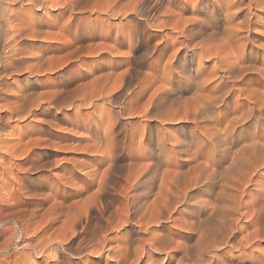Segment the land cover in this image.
Masks as SVG:
<instances>
[{"label":"rangeland","instance_id":"rangeland-1","mask_svg":"<svg viewBox=\"0 0 264 264\" xmlns=\"http://www.w3.org/2000/svg\"><path fill=\"white\" fill-rule=\"evenodd\" d=\"M230 1L232 0H202V2L201 0H41L40 4L39 0L37 4L33 3L36 2V0H0V264H117L119 260L120 264H130L131 261H134L136 258L139 262L137 260L135 264H149L151 259L153 261H151L150 264H166L169 262L166 252L171 254H173V252L175 254L177 253V255H174V260L171 259L170 262V264H175V262L177 263L176 260L183 256V252L181 253V251L178 250L183 246V243L184 246L188 243L190 246L191 244L193 245V242L198 240V238H196L198 235L199 238L202 237L201 242L203 239L207 242L206 240H209L210 233V239L214 238L213 235L216 236V233L212 234L214 233L211 232L212 230L215 231L214 229H216L217 226L220 227L219 225H229L230 220L233 222L230 224L232 226L229 227H231L232 233L236 234V237L229 245L222 246V248L221 246L219 247L220 250L218 251L221 253L220 256L218 251L213 252L214 250L209 248L205 251L206 253H204L203 259V253L202 255L200 254V249H204L206 243L202 245L203 247L201 248L202 243L197 244L194 242L197 245L194 244L193 246L196 245L200 253L196 252V254L194 248L192 247V250L190 247L192 250L191 252L189 249L190 257L188 256V260L184 261L182 264H189V262H193V260L195 262L196 258L197 261L199 258H202L203 261L201 259L199 260L200 262L206 261L207 264H211L214 261L212 256L216 253L219 258V261L218 259L216 260L217 263L219 262L218 264H221V259L223 262L222 264H263V237L261 238L260 236L258 237L259 239L255 238L249 240V242L246 241L241 247L236 246L235 248L237 249L233 246L237 244L240 237H243L244 233L245 237L253 232L255 228L261 233L262 228H259L261 226L263 227V212L261 210H263L262 207L264 204V164H262L263 166L261 165L262 167L257 168V172L255 171L256 175L255 173L253 174L255 175L254 177L251 176L253 179L251 183L247 184L249 186L246 185L243 190H239L244 193H238L240 194L239 197H245V200H248V198L250 200L255 198L256 201L259 202L257 203L253 200V207L249 205L248 210L247 208H239L240 213L238 209V212L234 214L236 217L232 216L234 220L231 219V216V218L226 216V219L220 218L222 221L221 223L217 219L222 216V214H220L222 211L218 212L220 216L211 211V206H213L215 200L214 195L217 191V193L220 191V178L218 179L219 183H217L218 187L216 185L211 193L206 192L207 189L203 184L199 185L200 187L197 186L189 189L188 196H192V193L193 196H195V198L192 199L193 202L187 200L185 201L186 203L184 201H182V203H177L178 205L176 204L175 206L176 211H171L170 214L164 213L161 216L163 219H156L158 220L159 226L156 224L152 226V220H155L152 219L150 227L147 225L148 231L145 230V227L142 230L143 226L141 227V224L138 223L139 217L135 216V219L134 216H131V218L129 216L131 212V203L138 208L144 204L145 200L148 202H145L146 204L143 205L144 207L151 205L153 201L155 204L161 203L163 199L161 197L162 195H156V192L158 193L159 191L158 184L160 175L163 170L166 169L165 165H167L166 170H173L175 168L173 163L175 160L177 161L176 157L178 158V155L175 157L171 151H169L172 149L170 143L182 136V129H185V132H188V130L192 132L191 124L188 122L182 124L181 122H172L152 116L154 112L157 114L160 112L159 114L162 116L167 114L169 109L165 104L167 102L166 99L168 100L174 97V95L170 94V91L175 87L176 81H178V76L174 75L176 72L184 70L185 73H183V75L186 76L184 80H191L196 74H199V72H197L199 68L203 69L205 75L209 74V76L214 75V72L218 71L216 68L218 67V65H216L218 60L213 56L205 59L206 55L204 59L203 57L200 58L202 59L201 61L198 60L197 53L200 50L197 49V43H201L199 40L201 39V44H206V46L217 43L221 35L223 38L228 37L225 32L226 28L235 27L237 22L239 23V21L243 20L244 16L249 17L247 18V24L243 25V27H239L240 30L237 29L238 34L230 36L229 45H233L228 46L225 49L226 51L224 50V53L226 52V55L228 54L227 57L229 56V60L234 64V62H238L241 59L240 55L242 52L247 54L249 50L252 49L256 57L253 54H251V56H254H252L253 58L248 56V60H245V65L253 64V66H260L264 63V0H259L262 3L257 0L259 4L252 5L253 8L250 7L247 10L243 9L239 11H237V7L232 6ZM234 1L237 0H233V2ZM52 2L56 5L55 8H50V6L47 5ZM212 9L217 13L214 14ZM195 13L197 14L195 15ZM208 13H210L209 17ZM224 14L226 15L225 17ZM227 14L230 18L227 17ZM191 19L197 20L196 22L198 24L201 23V20L206 21L208 24L205 26L206 23L202 21L203 24L198 25L195 21L193 23ZM199 20L200 22H198ZM226 20L229 22H224ZM230 20L234 25H229L231 24ZM177 22L178 24H176ZM183 26L184 29L182 30L181 28H183ZM195 26H197V28ZM198 26L200 28H198ZM177 27L181 30L176 29ZM209 27L216 30L214 31L216 34L212 32L213 30ZM195 28L197 30H195ZM185 29L187 31H185ZM188 30H192L193 38L191 37L187 40L185 35ZM210 31L217 35V40L213 37L214 40L208 41V35L211 34L209 33ZM219 31L222 33H219ZM248 31L249 33H247ZM218 33L220 34L219 37ZM196 34L198 37L199 35L202 37L198 38ZM242 35H244V38ZM233 38L236 39V42ZM231 40L232 42L234 40V42L232 43ZM181 41H183V46H180ZM187 41L189 42L187 43ZM206 41L209 43H205ZM192 43L194 46L196 44V47L191 45ZM241 45H244V47H241ZM184 49L186 51L190 50L187 51L188 53H185ZM239 49H244V51ZM184 54H186V57ZM231 54L233 57H230ZM192 55L194 57H192ZM238 55L239 57H237ZM177 58L181 61L183 59V62L179 61ZM250 59L253 60L251 61ZM232 62L229 61V63ZM178 65L181 66L178 68ZM184 65L186 70L180 69V67L182 68ZM164 68L167 70H164ZM165 72L169 73L168 78H173L169 82H162V79H165V74L167 75ZM218 74L222 75L221 73ZM262 76L261 80H259V84H257L258 82L256 80H251L249 76V83L244 82L240 85L237 84L234 89L236 90L242 86V89L246 91L245 88L252 85L253 87L255 86L254 89L257 88L256 90L259 89V91H264V75ZM232 77L230 80H233L236 76L234 75ZM252 86L248 87L249 89L246 88V94L248 90L254 91ZM251 87L252 90H250ZM165 90H169V93L167 92V94ZM166 95L169 96L166 97ZM234 95L235 94L232 95L230 100H237V94L235 97ZM182 96L186 97L187 94L183 93ZM238 99L239 102L242 100L241 98ZM227 111L228 110L221 108L216 112L221 116ZM237 115L238 113L235 112L231 115V118ZM262 122L264 130V115ZM190 131L186 133L185 136L189 135ZM174 136H176V139H174ZM151 137L152 139L149 140ZM159 138H166L164 144L167 147L166 150H168V160L170 162L164 161V157L160 156L158 168L154 173H149L151 171V165L149 164L152 163L149 157H154L161 152V147L157 148L159 147L157 142ZM168 139L171 141H167ZM149 141L151 142L149 143ZM242 143L237 142V144L235 143L236 145L234 144L232 146L229 157H231L232 152H234L233 150H236ZM147 144L152 145V154H150V148ZM225 146H223L224 149H226ZM155 151H157V153ZM195 151L196 148L192 147V151L189 153L192 154ZM144 152H147L149 155L145 156L146 153ZM202 153H204L203 150ZM217 155H219V158H222L223 154L222 152H218ZM171 156L174 158H171ZM185 158L186 157L183 156L181 160H186L187 158ZM227 159L223 160V164L218 162L219 164L217 165H220L218 166L219 169L216 167L218 171H221L222 168L227 166ZM163 161L166 164H163ZM195 162H190V165H186L185 168L191 167L193 164V166H196ZM196 163L198 165V162ZM225 164L226 166H224ZM146 166H148L147 171L144 169ZM141 168H143V170ZM139 170L145 172L143 173L144 175L139 173L141 172ZM171 170L170 172H173ZM136 173L139 174L136 175ZM129 175H131L130 177L133 176V181L132 178H127ZM154 175L159 178L157 179ZM148 176L153 177L150 183L151 186L146 183ZM139 177L143 178L141 179ZM256 177L259 178L257 179ZM125 178H127V182ZM143 179L146 180L144 181ZM131 182L134 183L132 186ZM136 182L139 183L135 184ZM196 189L199 190V192L196 191ZM258 189L262 192L257 193V191H260ZM214 190L215 192H213ZM139 191L141 193L138 196ZM256 193L258 194V198ZM259 193H261V195ZM229 194L231 195V193ZM229 196L217 197L221 199V197L228 198ZM249 196H251V198ZM207 197L208 199L212 198V203L209 202L211 199L206 201L208 200ZM156 198L162 199L159 201V199L156 200ZM218 198L216 199L217 201ZM135 199L138 201L137 203ZM228 199H230V197ZM125 200L128 201L125 202ZM150 200L152 202L151 204H149ZM245 200L243 199L244 202ZM155 201H157V203ZM125 203H127L129 207L127 204L125 205ZM138 203L141 206L138 205ZM186 204L188 208L185 207ZM190 205L193 207L191 208ZM254 205L257 210L261 208L258 210L259 212L261 211L260 213L258 211L256 213ZM180 207L186 209L182 210ZM157 208L159 209V207ZM157 208L154 209L153 207L152 209L157 211ZM207 209L208 211H206ZM251 209L252 211H250ZM153 210L150 209L147 216H149ZM184 210L186 213H184ZM121 211H124V214L127 213L126 216H129L128 219ZM246 211L252 212L253 215L252 213L250 215V212L249 215L248 212L245 214ZM189 212L192 213L193 216L195 214L194 218L197 219V223ZM121 213L125 218H122L123 216ZM154 213L155 211H153L151 215L153 218L156 216ZM165 214L166 216H164ZM187 214L188 217L186 218ZM137 216L139 215L137 214ZM248 216L251 217L249 218ZM164 217L167 220L169 219L170 222L164 219ZM180 218L183 220L188 219L191 222L194 220L197 224L196 227L200 226L206 234L202 233L199 227H197L194 232L179 229L178 225L175 224L182 223V220H179ZM251 218L253 222L250 220ZM256 219L262 224L260 223V225H258L259 223ZM161 220H163V222ZM214 220H216L215 223ZM119 221L122 223L125 221V224L123 223V225L119 223ZM132 221L134 223H132ZM201 221H205L208 225L204 222H202L203 224L199 223ZM136 222L137 225H135ZM210 222L211 224H209ZM233 223L236 224L234 225ZM252 223H255L256 225L254 226L257 227H254ZM161 225H165L163 227L164 229L160 228ZM212 225L215 227L214 229H212ZM246 225L250 227L252 225L253 230L251 231L252 228ZM155 226L156 228L152 229V227ZM206 226H209V232H206ZM203 227L206 229H203ZM150 228L155 232V229L160 228L161 231L157 230V235H160V233L164 235L166 230H170L169 232L171 233L177 232V235L172 233L175 236L172 235L171 242H173V244L170 243L168 245L169 247L167 243L163 245L167 248L162 247V245H154L155 248L162 247L164 250L166 249V252H157L153 248L151 249L147 241L153 238V236L156 238L157 235L155 232L153 233ZM236 228L238 230L244 228V230L240 234ZM143 231L145 233H143ZM169 232L166 231L165 235ZM195 232L199 233L197 234ZM200 233L204 235L200 236ZM207 233H209V237ZM238 234L242 236L239 235V237ZM261 234L263 235V231ZM205 235L208 239L207 237L203 238ZM238 237L239 240H237ZM140 239L143 240L140 242ZM97 241L100 242L98 243ZM125 241L130 242V244L128 242L130 245L129 248ZM174 241L179 243L177 244ZM233 242L236 244L234 243L233 245ZM245 243L248 245L245 246ZM189 244L187 246H189ZM176 245L179 248L175 247ZM124 247L128 250L124 249ZM225 247H228L229 250L228 248L226 250ZM97 248L101 250L104 249L102 251L98 250L96 254ZM170 248H172V250ZM135 249L144 250L142 252L140 251L141 253L144 252V255L140 254L136 257ZM120 250L124 251L121 252ZM93 252L95 253L92 254ZM244 252H247V255L245 254L246 256ZM119 253H122L120 254L121 256ZM114 254L115 256L117 255L118 260L117 257L113 256ZM131 255L135 258L133 259ZM122 256L124 257L121 259ZM145 257L147 261L144 259ZM162 257L166 260H163ZM254 257L256 258L254 259ZM113 258H115V260ZM245 259L249 263H247ZM154 260L158 261L155 262ZM207 260L209 262H207ZM202 262L198 263L206 264Z\"/></svg>","mask_w":264,"mask_h":264},{"label":"bare ground","instance_id":"bare-ground-1","mask_svg":"<svg viewBox=\"0 0 264 264\" xmlns=\"http://www.w3.org/2000/svg\"><path fill=\"white\" fill-rule=\"evenodd\" d=\"M28 1H30V0H28ZM33 1V0H32ZM37 1H39V0H36V2H33V3H37L38 4V2ZM43 1V0H42ZM52 1H54V0H52ZM217 1V0H216ZM220 1H222V0H220ZM225 1H229V0H225ZM247 1V2H246ZM259 1V0H258ZM257 0H243V1H241V0H237V1H234L233 2V0L232 1H230L231 2V4H232V6L234 7H237V11H239V10H247V9H249L250 7H252V5H256V4H259V3H257L258 2ZM201 2H202V0H201ZM215 2V1H214ZM233 2V3H232ZM259 2H261V1H259ZM264 2V1H263ZM32 3V4H33ZM205 3V2H204ZM210 3V2H209ZM223 3H225V2H223ZM229 3V2H228ZM227 3V4H228ZM262 3V2H261ZM6 4V3H5ZM36 4V5H37ZM40 4H41V0H40ZM43 4H44V2H43ZM42 4V5H43ZM215 4V3H214ZM218 4V3H217ZM45 5V4H44ZM48 6H50V8H55V6L56 5H54L53 4V2L51 3V4H47ZM47 5H46V7H47ZM199 5H200V3H199ZM211 5H213V4H211ZM223 5V4H222ZM35 6V5H34ZM198 6V5H197ZM209 6V5H208ZM224 6V5H223ZM226 6V5H225ZM259 6V5H258ZM261 6V5H260ZM40 7V6H39ZM44 7V6H43ZM201 7V6H200ZM207 7V6H206ZM212 7V6H211ZM228 7H230V6H228ZM41 8V7H40ZM134 8V7H133ZM197 8V7H196ZM253 8V7H252ZM262 8V7H261ZM135 9V8H134ZM214 9V8H213ZM212 9V10H213ZM216 9H217V6H216ZM223 9V8H222ZM224 9H225V7H224ZM230 9H232L231 7H230ZM136 10V9H135ZM197 10V9H196ZM211 10V11H212ZM221 10V9H220ZM214 11V10H213ZM218 11H219V9H218ZM224 11V10H223ZM236 11V12H237ZM196 12V11H195ZM226 12L228 13V11H227V9H226ZM225 12V13H226ZM247 12V11H246ZM125 13V12H124ZM215 13H217V12H215L214 11V14ZM224 13V12H223ZM232 13V12H231ZM244 13V12H243ZM191 14H193V13H191ZM197 13H195V15H196ZM198 14H199V12H198ZM201 14V13H200ZM209 14L210 13H208V17H209ZM212 14V13H211ZM16 15V14H15ZM207 15V14H206ZM219 15H220V13H219ZM235 15V14H234ZM251 15V14H250ZM212 16V15H211ZM226 15L224 14V17H225ZM237 16V15H236ZM16 17H17V15H16ZM227 17H229L228 16V14H227ZM226 17V18H227ZM211 18H213V17H211ZM226 18H224V19H226ZM230 18V17H229ZM247 18H249V17H246V16H244V18H243V20L242 21H239V23L237 22V24H236V26L234 27H230V28H226L225 30V32H226V36L228 35V37H222V35H221V38H220V40L217 42V43H214V44H209L208 46H206V44L204 45V44H201L202 43V40L200 39L199 41H201V43H197V49L198 50H200L198 53H197V56H198V60H202V59H200V58H202L203 57V59H204V57H205V59H208L207 57H209V58H211V56H213L215 59H217L218 61H217V64L216 65H218V67H216L217 69H218V71L217 72H214V75H211V76H209V74L208 75H205V73L203 72V69H197V72H199V74H196V76L194 77V78H192L191 80H184V77H186V76H184L183 75V73H185L184 72V70H182V71H178V72H176V74L174 75V76H178V81H176V84H175V87L173 88V89H171V91H170V94H172V95H174V97H172V98H170V99H166V107H168V112H167V114H164V116H162L161 114H159L160 112L159 111H157V112H159L158 114L157 113H153V117H160V118H162V119H164V120H170V121H175V122H181L182 124L183 123H190L191 124V128H192V132L190 131V130H188V132H185V129H182V136L180 137V138H178V139H176V136H174V137H172V138H174V139H176V140H174V141H172L170 144L172 145V149L171 150H169V151H171V153L176 157V155H178V158L176 157V159H177V161L175 160V162L174 161H172V162H174L173 164V166L175 167L173 170H171V169H168V170H166L167 169V165H165V167H166V169H162L163 170V172H162V174L160 175V178L158 177V176H156V175H154L155 177H157V179L159 178L160 180H159V184H158V186H159V191H158V193L156 192V195H162L161 197L163 198H158L159 199V201L162 199V201H161V203H157V201H155L157 204H161V205H158V206H154V205H157V204H155L154 203V201H153V203L151 202V200L149 201L150 203L149 204H151V205H146L147 207H144L143 205H145L148 201L147 200H145L144 201V204L141 206L139 203L141 202H139L138 203V205H140L141 207H139V208H141V209H139L137 206H135V205H133V203H131L132 205H131V212H130V214H129V216H130V218H131V216H134V218H135V216L136 217H139L138 218V223L139 224H141V227H142V230H143V228L145 227V230H147L148 231V227H150V225L152 224V221H153V224H152V226L154 225V224H156L157 226H159V223H158V220H156V219H160L161 218V216L164 214V213H167V214H170V212L171 211H174L176 208H175V206H176V204L177 203H182V201H189V200H191L192 201V199H194L195 198V196H193V193H192V196H188V190L189 189H191V188H194V187H197V186H199V185H202L203 184V186L207 189V191L206 192H208V193H211L212 192V190H213V188L217 185V187H218V184L217 183H219V181H218V179L220 178V180H221V182L219 183V188H220V191H219V193H217L216 192V194L214 195V204H213V206H211L212 207V213H217L218 214V212H221L222 211V213H220V214H222V216H220L219 214V216L220 217H218L219 219H217L219 222H221L222 223V221L220 220V218H225L226 216L227 217H232V216H235L234 214L235 213H237L238 212V209L239 208H243V209H245V208H247V210H248V207H249V205H252V207H253V204H254V201H256V199L254 198V199H249L248 197H246V198H248V200L246 201L245 200V197L244 198H242V196H240L239 197V195L240 194H238L240 191V189H242L243 190V188L248 184V183H251V181H252V177H254L255 175H256V173H255V171L257 170V168L259 167H262L263 165L262 164H264L263 163V144H264V140H263V115H264V98H263V92L264 91H259V89L258 90H256V89H254L255 88V86L253 87L252 85H250V86H252L253 87V89H254V91L252 90V87H251V89L250 90H252V91H249L248 90V93L246 94V91H247V89H249L248 87H250V86H248V87H246L245 88V90L246 91H244L243 89H242V86L241 87H239V86H237V87H239V88H237L236 90L234 89V87H236L235 85H237V84H243L244 82L246 83H249V81H250V79H249V76H250V78H251V80H256L258 83L257 84H259V80H261V77H263L262 75H264V73H263V65H264V63H263V65H260V66H253V64L252 65H245V63H246V61L245 60H248V56L250 57L251 56V54H253L254 55V50H252V49H250L249 50V52L247 53V54H245L244 52H242L241 53V55H240V57H241V59L240 58H238V59H240L237 63L236 62H234V64H233V62L231 61V60H229V56L227 57V55H226V52L224 53V50L228 47V46H230L229 45V42H230V36H233V35H236V34H238V30L237 29H239V27H243V25H245V24H247V21H248V19ZM208 19V18H207ZM15 20V19H14ZM167 20V19H166ZM206 20V19H205ZM222 20V19H221ZM227 20H229V19H227ZM227 20L226 21H224V22H227ZM232 20V19H231ZM231 20H230V23H231ZM251 20V19H250ZM151 21V20H150ZM191 21L194 23V21L196 22L197 20H192L191 19ZM202 21L204 22V23H206L205 24V26H207V22L206 21H204V20H201V23H197L196 22V24H198V25H200V24H203L202 23ZM198 22H200V20L198 21ZM215 22H216V20H215ZM221 22V21H220ZM229 22V21H228ZM227 22V23H228ZM251 22V21H250ZM189 23H191V22H189ZM192 23V24H193ZM210 23H211V21H210ZM223 23V22H222ZM227 23H225V24H227ZM176 24H178V22L176 23ZM249 24V23H248ZM251 24H252V22H251ZM165 25V24H164ZM190 25V24H189ZM214 25V24H213ZM230 26L231 25H234V24H229ZM176 26V25H175ZM191 26V25H190ZM193 26H194V24H193ZM202 26V25H201ZM212 26V25H211ZM224 26V25H223ZM156 27V26H155ZM196 28H197V26H195ZM213 27H215V26H213ZM224 27H227V26H224ZM249 27V26H248ZM264 27V26H263ZM262 27V28H263ZM161 28V27H160ZM195 28V30H197ZM198 28H200L199 26H198ZM209 28H211L212 29V27H209ZM218 28H220V27H218ZM174 29V28H173ZM176 29H180L179 27H177ZM182 30L184 29V26H183V28H181ZM180 29V30H181ZM192 29V28H191ZM205 29V28H204ZM204 29H202V30H204ZM210 29V30H211ZM221 29V28H220ZM242 29V28H241ZM247 29V28H246ZM207 30H209V29H207ZM213 30V29H212ZM211 30V31H212ZM218 30V29H217ZM223 30H224V28H223ZM240 30V29H239ZM185 31H187L186 29H185ZM209 32V33H211V34H209L208 35V41H211L212 39L214 40V38L213 37H215L216 38V36L217 35H215L216 33L214 32V31H216V30H213L212 32H214L215 34H213L212 32ZM197 32V31H196ZM198 32H199V30H198ZM207 32V31H206ZM224 32V31H223ZM242 32V31H241ZM246 32V31H245ZM185 33V32H184ZM183 33V34H184ZM201 33V32H200ZM199 33V34H200ZM219 33H222V32H220L219 31ZM218 33V37H219V34ZM247 33H249V31L247 32ZM247 33H246V35H247ZM252 33V32H251ZM262 33V32H261ZM57 34V33H56ZM61 34V33H60ZM182 34V33H181ZM202 34V33H201ZM204 34V33H203ZM239 34H240V32H239ZM245 34V33H244ZM224 35V34H223ZM262 35V34H261ZM182 36V35H181ZM193 36V32H192V30H188V32H187V34L185 35V38H187V40L188 39H190L191 37ZM196 36L198 37V35L196 34ZM244 35H242V37H243ZM249 36H250V34H249ZM197 37H195V38H197ZM199 37H202V36H200L199 35ZM198 37V38H199ZM205 37V36H204ZM240 37V36H239ZM241 37V38H242ZM246 37V36H245ZM45 38V37H44ZM184 38V39H185ZM193 38V37H192ZM244 38V37H243ZM242 38V39H243ZM246 38H248V37H246ZM183 39V40H184ZM219 39V38H218ZM233 39H235V38H233ZM256 39V38H255ZM264 39V38H263ZM68 40V39H67ZM205 40H207V39H205ZM216 40H217V38H216ZM190 41V40H189ZM189 41H187V43L189 42ZM203 41H204V39H203ZM242 41V40H241ZM247 41H248V39H247ZM231 42H232V40H231ZM233 42H234V40H233ZM232 42V43H233ZM235 42H236V39H235ZM238 42V41H237ZM251 42V41H250ZM182 43H183V41H181V43H180V46L182 45ZM205 43H209V42H205ZM211 43V42H210ZM212 43H213V41H212ZM264 43V42H263ZM262 43V44H263ZM185 44H186V42H185ZM184 44V45H185ZM195 44V43H194ZM199 44V45H198ZM249 44H251V43H249ZM260 44V43H259ZM188 45V44H187ZM190 45V44H189ZM191 45H193V43L191 44ZM233 45V44H232ZM231 45V46H232ZM236 45V44H235ZM240 45V44H239ZM252 45V44H251ZM183 46V45H182ZM194 46V45H193ZM238 46V45H237ZM236 46V47H237ZM244 47V45H241V47ZM250 46V45H249ZM252 46H255V45H252ZM189 47V46H188ZM194 47H196V44H195V46ZM204 47H206V48H204ZM192 48V47H191ZM230 48H232V47H230ZM229 48V49H230ZM233 48H234V46H233ZM238 48H239V46H238ZM237 48V49H238ZM249 48V47H248ZM247 48V49H248ZM180 49H182V48H180ZM229 49H227V50H229ZM236 49V48H235ZM255 49V48H254ZM262 49H263V46H262ZM190 50V49H189ZM189 50H187V51H189ZM231 50V49H230ZM229 50V51H230ZM239 50H241V49H239ZM238 50V51H239ZM243 51H244V49H242ZM241 50V51H242ZM184 51H185V53L187 52L185 49H184ZM195 51V50H194ZM193 51V52H194ZM226 51V50H225ZM228 51V52H229ZM257 51H259V50H257ZM257 51H255V52H257ZM263 51V50H262ZM181 52V51H180ZM183 52V51H182ZM193 52H192V54H193ZM227 52V53H228ZM237 52V51H236ZM240 52V51H239ZM260 52V51H259ZM258 52V53H259ZM188 53V52H187ZM232 53H233V51H232ZM191 54V53H190ZM230 54V53H229ZM238 54V53H237ZM240 54V53H239ZM185 55V57H186V54H184ZM252 55V56H253ZM256 55V54H255ZM254 55V56H255ZM196 56V57H197ZM251 56V57H252ZM253 56V57H254ZM259 56V55H258ZM191 57V56H190ZM192 57H194L193 55H192ZM230 57H233L232 56V54H231V56ZM235 57V56H234ZM237 57H239V55L237 56ZM252 57V58H253ZM256 57V56H255ZM182 58V57H181ZM184 58V57H183ZM213 58V59H214ZM236 58V57H235ZM178 60H179V58H177ZM232 59V58H231ZM16 60V59H15ZM234 60V59H233ZM251 61L253 60V59H250ZM254 60H255V58H254ZM258 60V59H257ZM179 61H181V60H179ZM178 61V62H179ZM185 61V60H184ZM229 61L230 62H232V63H229ZM250 61V62H251ZM263 61H264V59H263ZM10 62V61H9ZM181 62H183V59H182V61ZM250 62H247V63H250ZM261 62V61H260ZM216 63V62H215ZM255 63V62H254ZM175 64V63H174ZM177 64V63H176ZM184 64V63H183ZM256 64V63H255ZM258 64H259V62H258ZM261 64V63H260ZM182 65V64H181ZM181 65H178L177 67L179 68V66H181ZM157 66V65H156ZM188 68V67H187ZM197 68H198V66H197ZM180 69H185V65L181 68L180 67ZM164 70H167V69H165L164 68ZM171 70V69H170ZM186 70V69H185ZM168 71H169V68H168ZM216 71V70H215ZM165 73H167V75L165 74V79H162V82L163 81H165V82H169L170 80H172L173 78H168V75H169V73L168 72H165ZM171 73H172V70H171ZM204 73V74H203ZM218 73H221L222 75H219ZM235 73V74H234ZM250 74V75H248V74ZM263 73V74H262ZM174 74V73H173ZM164 75V74H163ZM195 75V74H194ZM236 76L233 80H230L231 79V77L232 76ZM167 76V77H166ZM173 76V75H172ZM190 77V76H189ZM199 77H200V79H199ZM176 78V77H175ZM233 78V77H232ZM248 79H249V81H248ZM177 80V79H176ZM228 80H229V82H230V84H231V86H230V84H229V82H228ZM172 82V81H171ZM170 82V83H171ZM255 82V81H254ZM253 82V83H254ZM261 82H263V81H261ZM260 82V83H261ZM256 83V82H255ZM251 84V83H250ZM262 84V83H261ZM246 85H249V84H246ZM263 85V84H262ZM260 87V86H259ZM262 88V87H261ZM264 88V87H263ZM169 91V90H168ZM168 91H166L165 90V92L167 93ZM164 92V93H165ZM165 93V94H166ZM169 93V92H168ZM167 93V94H168ZM183 93L184 94H187V96L185 97V96H182L183 95ZM233 94H237V100H235V101H232V100H230V98H232V95ZM235 95H234V97H235ZM167 96H169V95H166V97ZM164 98V97H163ZM169 98V97H168ZM238 98H241L242 100H240V102L238 101L239 99ZM162 100V99H161ZM163 102H164V99H163ZM160 103V102H159ZM164 104V103H163ZM162 104V105H163ZM221 108H223V109H226V110H228L225 114H223V115H221V116H219L218 114H217V110L218 109H221ZM155 110H156V108H155ZM220 111V110H219ZM221 111H223V110H221ZM225 112V111H224ZM235 112H237L238 113V115L237 116H232L233 118H231V115H233ZM221 113H223V112H221ZM159 115H161V116H159ZM190 127V126H189ZM189 131H190V134L189 135H187V136H185V134L186 133H189ZM171 135V134H170ZM178 137V136H177ZM152 139V137L149 139V140H151ZM166 139V138H165ZM165 139H163V138H159V139H157V142H158V144H159V147H157V148H160L161 150V152H160V154H156V156H154V157H149V158H151L150 160H152V163H150L149 165H151V171L149 172V173H154V171L158 168V166H159V163H160V156L161 157H164V161H166V162H168L169 160H168V157H169V153H168V150H166L167 149V147L165 146V144H164V142H165ZM167 141H171V140H167ZM166 141V142H167ZM151 141H149V143H150ZM237 142L239 143V142H244V143H242V145L241 146H239L236 150H233L234 152H232V154H231V157H229L230 155H229V152H231L230 150H231V148H232V146L236 143L237 144ZM120 143V142H119ZM148 143V142H147ZM153 143H155V142H153ZM168 143V142H167ZM167 143H166V145H167ZM235 144V145H236ZM147 145H149V144H147ZM227 147H226V146ZM125 146V145H124ZM223 146H225V148L226 149H224L223 148ZM148 147V146H147ZM165 147V148H164ZM192 147H194V148H196V151L194 152V153H189L190 151H192ZM126 148V147H125ZM150 148V149H149ZM149 151H150V154H152L151 153V151L153 152V148H152V145L150 144L149 145ZM164 148V149H163ZM223 148V149H222ZM169 149V148H168ZM127 150V149H126ZM154 150H156V149H154ZM159 150V149H158ZM202 150H203V152L204 153H202ZM204 150H206V151H204ZM127 152V151H126ZM156 153H157V151H155ZM218 152H222V158H219V155H217L218 154ZM144 153H146L145 154V156L146 155H149V154H147V152H144ZM149 153V152H148ZM180 155H179V154ZM182 153V154H181ZM128 154V153H127ZM142 156V155H141ZM186 157L185 159L186 160H181V157ZM142 158V157H141ZM145 158V157H144ZM146 158H148V157H146ZM171 158H174V157H172L171 156ZM228 158V159H227ZM143 159V158H142ZM178 159H180V160H178ZM224 159H227L226 161L228 162L227 163V166H226V164L224 165V166H226V167H224V168H222V170L221 171H218L217 170V168H218V166H220V165H217V164H219L220 162L222 163L223 162V160ZM137 160V159H136ZM140 160V159H139ZM163 160V159H162ZM174 160V159H173ZM163 161V164L165 163ZM198 162V165H197V163L196 162ZM170 162V161H169ZM190 162H195V164H196V166H193V165H191V167H186L185 168V166L187 165H190ZM219 162V163H218ZM225 163V162H224ZM134 164V163H133ZM166 164V163H165ZM169 164H171V163H169ZM223 164V163H222ZM148 165V166H149ZM262 165V166H261ZM133 166V165H132ZM131 166V167H132ZM148 166H146L144 169L147 171V169H148ZM163 166V165H162ZM173 166H172V168H173ZM217 167V168H216ZM164 168V167H163ZM142 170H143V168H141ZM161 169V168H160ZM219 169V168H218ZM142 170H139V171H141V172H139V173H145V172H143ZM170 170L171 171H173V172H170ZM262 171V170H261ZM257 172V171H256ZM139 173H136V175H138ZM255 173V175H253ZM142 174H140V175H142ZM144 175V174H143ZM147 175V174H146ZM148 175H150V174H148ZM131 175H129V177H127V178H132V177H130ZM151 176H152V174H151ZM149 177L148 176V178H147V185L149 184L150 185V183H151V180H152V178L153 177ZM252 176V177H251ZM258 176V175H257ZM147 177V176H146ZM154 177V178H155ZM127 178H125L126 180V182H127ZM138 178V177H137ZM139 178H143V177H139ZM257 178V177H256ZM259 178V177H258ZM257 178V179H258ZM264 178V177H263ZM139 180V181H142V180ZM144 180V179H143ZM146 180V179H145ZM144 180V181H145ZM156 180V179H155ZM132 181H133V178H132ZM134 181H136V180H134ZM143 181V182H144ZM153 181H154V179H153ZM129 182H130V179H129ZM254 182H256V181H254ZM139 183V182H138ZM137 182L135 183V184H138ZM140 183H142V182H140ZM154 183H156V182H154ZM264 183V182H263ZM132 184H134L133 182H131V186H132ZM144 184V183H143ZM153 184V183H152ZM256 184V183H255ZM254 184V185H255ZM259 184V183H258ZM128 185H129V183H128ZM146 185V184H145ZM144 185V186H145ZM155 185V184H154ZM252 185V184H251ZM151 186V185H150ZM247 186H249V185H247ZM257 186V185H256ZM133 187H134V185H133ZM143 187V186H142ZM141 187V188H142ZM200 187V186H199ZM261 187H262V184H261ZM260 187V188H261ZM136 188V187H135ZM140 188V187H139ZM146 188V187H145ZM147 188H148V186H147ZM132 189H134V188H132ZM144 189V188H143ZM149 189H150V187H149ZM198 189V188H197ZM196 189V191H198L199 192V190H197ZM256 189H257V187H256ZM136 190V189H135ZM134 190V191H135ZM140 190V189H139ZM201 190V189H200ZM245 191H247L246 189H244ZM258 190H260V189H258ZM263 190V189H262ZM150 191V190H149ZM163 193H162V192ZM191 191H193V190H191ZM256 191V190H255ZM202 192V191H201ZM205 192V193H206ZM213 192H215V190L213 191ZM242 193H244L243 191H241ZM240 192V193H241ZM253 192V191H252ZM258 192H262L261 190L260 191H257V193ZM263 192H264V190H263ZM141 192L139 191V193H138V196H139V194H140ZM189 193H190V191H189ZM229 193H231V195L229 194ZM241 193V194H242ZM247 193V192H246ZM245 193V194H246ZM256 193V194H257ZM200 194V193H199ZM248 194V193H247ZM247 194H246V196H247ZM255 194V193H254ZM260 195H261V193H259ZM155 195V194H154ZM205 195V194H204ZM230 195V196H229ZM252 195V194H251ZM143 196V195H142ZM142 196H140V197H142ZM164 196V197H163ZM220 197V196H229L230 197V199H228V198H223V197H221V199H219L218 197ZM126 197V196H125ZM134 197V196H133ZM155 197V196H154ZM159 197V196H158ZM197 197V196H196ZM206 197V196H205ZM250 198H251V196H249ZM260 197V196H259ZM129 198V197H128ZM136 198V197H135ZM218 198V201L216 200ZM257 198H258V194H257ZM127 199V198H126ZM131 199H132V197H131ZM138 199V198H137ZM146 199H147V197H146ZM154 199V198H153ZM152 199V200H153ZM157 198H156V200H158ZM206 199V198H205ZM207 199H208V197H207ZM211 199V200H210ZM210 199H208V200H206V201H209V202H211L212 201V198H210ZM243 199L245 200V202L243 201ZM136 200V199H135ZM139 200V199H138ZM200 200V199H199ZM198 200V201H199ZM250 200V201H249ZM254 200V201H253ZM259 200V199H258ZM263 200H264V193H263ZM262 200V201H263ZM128 201V200H127ZM126 200H125V202H127ZM129 201H131V200H129ZM138 201L136 200V203H137ZM146 202V203H145ZM193 202V201H192ZM203 202H204V200H203ZM257 202V201H256ZM259 202V201H258ZM257 202V203H258ZM143 203V202H142ZM141 203V204H142ZM186 203V202H185ZM184 203V204H185ZM191 203V202H190ZM208 203V202H207ZM212 203V202H211ZM260 203H261V200H260ZM263 203H264V201H263ZM127 203H125V205H126ZM191 204H193V203H191ZM200 204H201V202H200ZM204 204V203H203ZM205 204H206V202H205ZM124 205V206H125ZM130 205V204H129ZM178 205V204H177ZM180 205V204H179ZM194 205V204H193ZM198 205H199V202H198ZM207 205H209V204H207ZM210 205H212V204H210ZM261 205V204H260ZM127 206H128V204H127ZM181 206V205H180ZM257 206V205H256ZM129 207V206H128ZM127 207V208H128ZM154 207V209H156L157 207H159V209L156 211V210H153L152 208ZM185 207H187L188 208V206H187V204H186V206ZM190 207H191V205H190ZM193 207V206H192ZM191 207V208H192ZM197 207V206H196ZM204 207H206V206H204ZM260 207V206H259ZM261 207H262V205H261ZM125 208H126V206H125ZM125 208H123V209H125ZM181 208V207H180ZM190 208V209H191ZM207 208V207H206ZM205 208V209H206ZM250 208H251V206H250ZM263 210H261L263 213V227L261 226L259 229H261V233H262V231H263V235L260 233V231L259 230H256V228H255V230L253 231V232H251V233H249L248 235H246L245 237H244V234H243V237L241 238L240 236H242V235H240L241 234V232L244 230V228H240L239 230L237 229V231L238 232H240V234H238V236L240 237V240H239V237H238V239L237 240H239L238 242H237V244L235 243V242H233V245H234V243L236 244L235 246H233L234 248L237 246H240L241 247V245H243V243L244 242H246V241H248L249 242V240H252V239H257L258 237H260L261 236V238L263 237L264 238V204H263ZM122 209V210H123ZM137 209V210H136ZM153 210V211H155V217L153 218L151 215H152V213H153V211H152V213L151 214H149V216H147V214H148V212H149V210ZM182 209V208H181ZM183 209H186V208H183ZM182 209V210H183ZM200 209V208H199ZM198 209V210H199ZM254 209H255V205H254ZM259 209H261V208H259ZM258 209V210H259ZM256 210V213H257V208L255 209ZM124 211H126V210H124ZM123 211V212H124ZM176 211V210H175ZM185 211V210H184ZM188 211H189V209H188ZM194 211H195V208H194ZM203 211H205V210H203ZM206 211H208V209L206 210ZM205 211V212H206ZM211 211H209V212H211ZM250 211H252V209L250 210ZM249 211V212H250ZM260 211V212H261ZM122 212V211H121ZM122 212V213H123ZM128 212V211H127ZM139 212V213H138ZM201 212V211H200ZM204 212V214L206 215V213ZM247 212L248 211H246V213L245 214H247ZM249 212H248V215H249ZM253 212H255V211H253ZM259 212V211H258ZM259 212V213H260ZM117 213H120V212H117ZM121 213V214H122ZM173 213V212H172ZM179 213V212H178ZM184 213H186V211L184 212ZM190 213V212H189ZM188 213V214H189ZM199 213V212H198ZM239 213H240V209H239ZM238 213V214H239ZM251 213L252 212H250V215H251ZM124 214V213H123ZM123 214H122V216H123ZM137 214L139 215V216H137ZM188 214H187V216H186V218L188 217ZM191 215H192V213H190ZM189 214V215H190ZM197 214V213H196ZM208 214V213H207ZM255 214V213H254ZM125 215V217L128 219V217L129 216H126L127 215V213L126 214H124ZM171 215H173V214H171ZM185 215V214H184ZM184 215H182V216H184ZM200 215V214H199ZM202 215V214H201ZM211 215V214H210ZM210 215H207V216H209V217H211ZM240 215V214H239ZM252 215H253V213H252ZM147 216V217H146ZM164 216H166V214L164 215ZM178 216V215H177ZM177 216H176V218H177ZM179 216H181V215H179ZM193 216V215H192ZM194 216H195V214H194ZM194 216H193V219H195L194 218ZM238 216V215H237ZM255 216V215H254ZM262 216V215H261ZM260 216V217H261ZM124 216L122 217V218H125ZM157 217V218H156ZM171 217V216H170ZM206 217V216H205ZM215 217V216H214ZM213 217V218H214ZM230 217V218H231ZM236 217V216H235ZM239 217V216H238ZM243 217H244V214H243ZM247 217V216H246ZM249 218L251 217V216H248ZM120 218H121V216H120ZM133 218V219H134ZM167 218H168V215H167ZM174 219H176L175 217H173ZM182 218V217H181ZM179 219V220H182V223H180V224H175V225H178V228L179 229H184V231L185 230H189V231H193L194 232V230H196V228L197 227H199L200 228V226H197L196 227V223L198 222L197 221V219H195V221H196V223L194 222V220H193V222H191L190 220H188V219ZM192 218V217H191ZM207 218V217H206ZM230 218H228V219H230ZM248 218V219H249ZM257 218V217H256ZM259 218V217H258ZM136 219V218H135ZM134 219V220H135ZM152 219H155V220H152ZM161 219H163V218H161ZM164 219H166L165 217H164ZM171 219V218H170ZM216 219V218H215ZM226 219V218H225ZM225 219H223V220H225ZM232 220H234L233 219V217L231 218ZM248 219H247V221H248ZM120 220V219H119ZM121 220H124V219H121ZM133 220V221H134ZM152 220V221H151ZM167 220V219H166ZM169 220V219H168ZM167 220V221H168ZM209 220V219H208ZM240 220V219H239ZM244 220H245V218H244ZM251 221H252V218L250 219ZM254 220V219H253ZM258 219H256V221H257ZM126 221V220H125ZM125 221L123 222L124 224H125ZM130 221V220H129ZM132 221V223H134ZM137 221V220H136ZM154 221H156V222H154ZM162 222H163V220H161ZM176 221V220H175ZM211 221V220H210ZM215 221L216 220H214V223H215ZM218 221H217V223H218ZM227 221H229V220H227ZM236 221V220H235ZM260 221H261V219H260ZM169 222H170V220H169ZM177 222V221H176ZM202 222H204L205 223V221H201V222H199V223H202ZM209 222V221H208ZM231 222H233V221H231L230 220V224H231ZM237 222V221H236ZM253 222V221H252ZM258 222V221H257ZM119 223H122V222H120L119 221ZM122 223V224H123ZM172 223V222H171ZM178 223V222H177ZM199 223H198V225H199ZM213 223V222H212ZM221 223H219V224H221ZM228 223V222H227ZM247 223V222H246ZM259 223V222H258ZM260 223L258 224V225H260ZM123 224V225H124ZM160 224H162V223H160ZM165 224V223H164ZM167 224V223H166ZM170 224V223H169ZM173 224V223H172ZM203 224V223H202ZM206 224V223H205ZM204 224V225H205ZM209 224H211V222L209 223ZM225 224V223H224ZM229 224V223H228ZM219 225L220 227H216V229H214L215 227L213 226L212 227V229H214L215 231H211V232H214V233H212V234H215L216 233V236L215 235H213L214 236V238H212V239H210V237H211V233H210V237H209V233H207V235H208V237H209V240H206L207 242H205V240L203 239L202 240V242H201V238H199L198 236H196V238H198V240L196 241H194V242H196L197 244L198 243H202L201 244V248L203 247L202 245H204L205 243V245H204V249L202 248V249H200L201 250V253L198 251V249H197V244L196 243H194L193 242V245L194 244H196L195 246H193L192 244H191V246H190V244H189V246H184V243L182 244L183 246H181L180 248L176 245L175 247H178L179 249L178 250H180L181 251V253L183 252V256L181 257V258H178L176 261H177V263L175 262V264H182L184 261H186V260H188L187 259V257L189 256V251L191 250L190 249V247L192 248H194V250H195V253L196 252H199L201 255H202V253H203V259H204V253H206L205 251L207 250V249H209V248H212L214 251L213 252H216V251H218V250H220V246H221V248H222V246H227V245H229L230 243H231V241H233V239H235V237H236V234L234 233H232V230H231V227H229V226H232V225ZM234 224V223H233ZM236 224V223H235ZM234 224V225H235ZM238 224V223H237ZM240 224V223H239ZM243 224H245V223H243ZM249 224H251V223H249ZM253 224V223H252ZM119 225V224H118ZM121 225V224H120ZM127 225V224H126ZM135 225H137V222H136V224ZM134 225V226H135ZM147 225H149L148 227H147ZM206 225H208V224H206ZM233 225V226H234ZM241 225V224H240ZM240 225H238V226H240ZM254 225H256L255 223L253 224V226ZM129 226V225H128ZM138 226H140V225H138ZM165 226V225H164ZM163 225H161L160 226V228H162V229H164L163 227H164ZM216 226V225H215ZM238 226H236V227H238ZM246 226H249V225H246ZM253 226L251 225V227L250 228H252L251 229V231L253 230ZM241 227V226H240ZM254 227H257V226H254ZM138 228H140V227H138ZM153 228H156V226L155 227H152V229ZM158 228V227H157ZM155 229L156 230V232H157V230H160L161 231V229ZM167 228V227H166ZM169 228L171 229V227L169 226ZM177 228V229H178ZM205 227H203V229H204ZM207 228V229H206ZM206 232H209L208 231V228H209V226H206ZM233 228V227H232ZM246 228V227H245ZM257 228V229H258ZM151 229V228H150ZM149 229V230H150ZM151 229V230H152ZM177 229H176V231H177ZM201 229V228H200ZM246 229H248V228H246ZM142 230H141V232H142ZM150 230V231H151ZM166 230V229H165ZM167 232H169L168 230H166ZM166 231H165V233H166ZM183 231V232H184ZM198 231V230H197ZM200 231V230H199ZM201 231H202V233H205V231L204 230H202L201 229ZM200 231V232H201ZM204 231V232H203ZM140 232V233H141ZM152 232L154 233L155 231L154 230H152ZM155 232V233H156ZM245 232V231H244ZM250 232V231H249ZM143 233H145L144 231H143ZM163 233V232H162ZM165 233H164V235H161V233H160V235H157V233H156V238H154V236H153V238H150L149 236H151L152 235V233H151V235H149L148 237L150 238L148 241H147V243H149L150 244V247H151V249L153 248L155 251H157V252H163V251H165L164 250V248H162V247H166V246H163V245H165L166 243H167V246L170 244V243H172L173 244V242H171L172 241V237L173 236H175V235H173L172 233H175V232H169L167 235H165ZM177 233V232H176ZM175 233V234H176ZM180 233H182V232H180ZM191 233V232H190ZM195 233H199V232H195ZM148 234V233H147ZM159 234V233H158ZM206 234V233H205ZM246 234H247V232H246ZM173 235V236H172ZM177 235V234H176ZM184 235V234H183ZM191 235V234H190ZM189 235V236H190ZM193 235V234H192ZM201 235H204V234H201L200 233V236ZM177 237V236H176ZM176 237H175V239H176ZM182 237H184V236H182ZM205 237H207L206 235L203 237V238H205ZM208 237H207V239H208ZM67 238V237H66ZM144 238V237H143ZM195 238V239H196ZM126 239V238H125ZM127 239H129V238H127ZM174 239V240H175ZM259 239V238H258ZM106 240V239H105ZM104 240V241H105ZM109 240V239H108ZM141 240H143V239H140V242H141ZM65 241V240H64ZM138 241H139V239H138ZM235 241V240H234ZM256 241V240H255ZM254 241V242H255ZM98 242V241H97ZM100 242V241H99ZM98 242V243H99ZM106 242V241H105ZM127 241H125V243H126ZM129 242V241H128ZM128 242H127V244H128ZM139 242V243H140ZM174 242H176V241H174ZM145 243V242H144ZM144 243H143V245H144ZM146 243V244H147ZM177 243V242H176ZM176 243H174V244H176ZM179 243V242H178ZM177 243V244H178ZM251 243V242H250ZM253 243V242H252ZM129 244H130V242H129ZM128 244V248H129V245ZM253 244H255V243H253ZM94 245V244H93ZM107 245V244H106ZM139 245H141V244H139ZM142 245V246H143ZM154 245H162V247L161 248H155L154 247ZM245 246L246 245H248V244H244ZM98 246V245H97ZM103 246V245H102ZM141 246V247H142ZM252 246V245H251ZM100 247V246H99ZM132 247V246H131ZM135 247V246H134ZM149 247V248H150ZM159 247V246H158ZM169 247V246H168ZM172 247V246H171ZM174 247V246H173ZM198 247H200V246H198ZM230 247V246H229ZM248 247V246H247ZM247 247H246V249H247ZM102 248V247H101ZM136 248V247H135ZM167 248V247H166ZM193 248H192V250H193ZM196 248V249H195ZM226 248V250H227V248L228 247H225ZM231 248V247H230ZM249 248V247H248ZM104 249V248H103ZM102 249V250H103ZM124 249H127V248H125L124 247ZM132 249V248H131ZM143 249V248H142ZM171 250H172V248H170ZM169 249V250H170ZM174 249H176V248H174ZM190 249V250H189ZM232 250H234L233 248H231ZM235 249H237V248H235ZM241 249V248H240ZM98 250H101V249H96V254H97V251ZM101 250V251H102ZM128 250V249H127ZM154 250H153V252H154ZM192 250H191V252H192ZM197 250V251H196ZM228 250H229V248H228ZM244 250H245V248H244ZM121 251V250H120ZM122 251H124V250H122ZM121 251V252H122ZM134 251H136L135 252V256L136 257H138V255H144L143 253H141L142 251H144V250H138V249H135ZM134 251H133V253H134ZM141 251V252H140ZM167 251H168V249H167ZM209 251V250H208ZM211 251V250H210ZM236 251V250H235ZM128 252V251H127ZM126 252V253H127ZM131 252H132V250H131ZM130 252V253H131ZM140 252V253H139ZM166 252V251H165ZM219 252V251H218ZM221 252H222V250H221ZM228 252V251H227ZM95 252H93L92 254H94ZM99 253H100V251H99ZM124 253V252H123ZM148 253V252H147ZM147 253H146V255H147ZM152 253V252H151ZM194 253V254H195ZM199 253H198V255H199ZM210 253V252H209ZM223 253V252H222ZM231 253V252H230ZM247 253V252H246ZM245 252H244V255L246 254ZM95 254V255H96ZM116 254V253H115ZM115 254L113 255L114 257H117V255L115 256ZM120 254H122V253H119V255ZM129 254V253H128ZM150 254V253H149ZM160 254V253H159ZM193 254V253H192ZM191 254V255H192ZM197 254V253H196ZM207 254H208V252H207ZM220 252H219V256H220ZM241 254V253H240ZM100 255V254H99ZM123 255H125V254H123ZM134 255V254H133ZM133 255H131L132 256V258L134 259L135 257H133ZM152 255H154V254H152ZM156 255V254H155ZM168 255V260H169V262H167L166 264H170V262H171V259L172 260H174V255H177V253L175 254L174 252H173V254H171V253H167L166 252V256ZM210 255V254H209ZM226 255H227V253H226ZM232 255V254H231ZM247 255V254H246ZM245 255V256H246ZM249 255V254H248ZM121 256V255H120ZM119 256V257H120ZM150 256V255H149ZM166 256H165V258H166ZM218 256V254L216 253V254H214L212 257L214 258V261L211 263V264H218L217 263V259H218V261H219V258L217 257ZM228 256V255H227ZM243 256V255H242ZM124 256H122L121 257V259L123 258ZM129 257H130V255H129ZM129 257H128V259H129ZM148 257V256H147ZM179 257V256H178ZM190 257V256H189ZM193 257V256H192ZM206 257V256H205ZM222 257H223V255H222ZM237 257V256H236ZM241 257V256H240ZM244 257V256H243ZM248 257V256H247ZM150 258V257H149ZM152 258H153V256H152ZM163 258V260H166V259H164V257H162ZM194 258V257H193ZM192 258V259H193ZM195 258H196V256H195ZM201 258V259H202ZM226 258H228V257H226ZM230 258V257H229ZM232 258V257H231ZM239 258V257H238ZM246 258V257H245ZM250 258V257H249ZM256 257H254V259H255ZM114 260H115V258H113ZM127 259V258H126ZM131 259V258H130ZM132 259V260H133ZM144 259H146V257L144 258ZM190 259V258H189ZM197 259V258H196ZM195 259V262H194V260H193V262H189V264H199V263H201L202 261H203V259H202V261L200 262L199 260H201L200 258L198 259V261ZM209 259L211 260V258L209 257ZM224 259V258H223ZM253 259V260H254ZM259 259V258H258ZM257 259V260H258ZM263 259H264V254H263ZM117 260H118V257H117ZM138 259L136 258L134 261H131V263L130 264H135V262L137 261ZM149 260V259H148ZM161 260V259H160ZM159 260V261H160ZM238 260H240V259H238ZM246 260V259H245ZM261 260V259H260ZM120 261V260H119ZM119 261H117V264H120V262ZM122 261V260H121ZM146 261H147V259H146ZM151 261H153L152 259H151ZM151 261H150V263H151ZM155 261V260H154ZM156 261H158V260H156ZM155 261V262H156ZM212 261V260H211ZM225 261V260H224ZM250 261V260H249ZM261 261H263V260H261ZM116 262V261H115ZM138 262H139V260H138ZM199 262V263H198ZM205 263H206V261H204ZM204 262H202V263H204ZM207 262H209L208 260H207ZM230 262V261H229ZM246 262H247V260H246ZM255 262H256V260H255ZM149 263V264H150ZM160 263V262H159ZM163 263V262H162ZM174 263V262H173ZM186 263V262H185ZM223 262H222V259H221V264H222ZM225 263V262H224ZM234 263H236V262H234ZM247 263H249V262H247ZM253 263V262H252ZM260 263V262H259ZM139 264V263H138ZM147 264V263H146ZM154 264H158V263H154ZM207 264V263H206ZM226 264V263H225ZM229 264V263H228ZM233 264V263H232ZM253 264H255V263H253ZM261 264V263H260ZM263 264H264V261H263Z\"/></svg>","mask_w":264,"mask_h":264}]
</instances>
